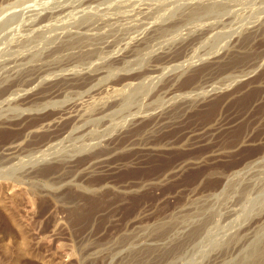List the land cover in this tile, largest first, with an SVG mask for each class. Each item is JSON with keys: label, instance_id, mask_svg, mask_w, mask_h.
Listing matches in <instances>:
<instances>
[{"label": "rangeland", "instance_id": "1", "mask_svg": "<svg viewBox=\"0 0 264 264\" xmlns=\"http://www.w3.org/2000/svg\"><path fill=\"white\" fill-rule=\"evenodd\" d=\"M141 1L0 0L7 7L1 21L17 22L9 32L20 41L33 30L36 11L54 12L30 41L43 34L55 38L61 27L73 35L78 30L97 35L100 57L70 60L68 67L107 69L112 62L107 46L127 44L143 36L151 20L196 3ZM232 9L191 28L197 33L210 28L212 37L192 46L183 59H156L180 45L179 37L157 42L156 49L127 60L130 66H120L134 73L157 70L119 92L118 99H130L126 107L93 116L87 110L98 102H89L85 90L68 88L72 92L67 89L62 98L66 108L83 115L49 146L48 129L38 132L36 126L47 123L54 107H25L20 100L17 106L0 104V264H264V222H256L264 214V27L256 45L245 44L247 56L233 58L229 69L205 72L210 62L231 57L238 33L264 24V0H242ZM96 16L115 27L87 19ZM21 17L25 22L19 24ZM231 32L234 37L228 38ZM10 141L19 148L7 150ZM21 240L26 241L22 254L15 245Z\"/></svg>", "mask_w": 264, "mask_h": 264}, {"label": "bare ground", "instance_id": "2", "mask_svg": "<svg viewBox=\"0 0 264 264\" xmlns=\"http://www.w3.org/2000/svg\"><path fill=\"white\" fill-rule=\"evenodd\" d=\"M101 1H106V0H93V2H99V3H101ZM195 1H196V3L191 2V3H188L186 5L184 4L183 11L181 10L178 12L177 8H172L170 11L168 10L169 12H166L167 14H165V15L163 14L164 16H161L162 15L161 13H164L165 11L161 12V10L158 9L159 10V12H158L156 10V12L158 14L161 12L160 13L161 15H159L161 17L155 18L153 21L151 20V22L149 21L150 22L149 24H148V22L146 23V25L148 24V26H147L146 32L143 31V33L145 32L144 35L142 34L143 36L139 37L135 34L136 37H139V38H135L133 36L135 39H131V37H132L131 35H130L131 37L127 36L131 39V41L130 42L128 41L127 44H125L123 42L124 45L122 48H119V47H121L123 43L119 44V45H121L119 47H117V45H115V47L107 46L109 49V52L111 53V57H112V62L110 63V65L108 66L107 69L106 68L99 69L98 67H95V69H93L91 71L85 70V72H83V71L77 72L78 70H75V69H77L78 66L77 67L75 66V69L72 71L69 67H72L71 65H73V64L71 63V65H69V67H68V63H69L68 61L73 60V63H74V60L80 61V60L88 59V58H90V56L91 57L92 56L100 57L98 54H100L99 52H101L102 49L100 50V48H99L97 35L96 36L93 35V37H91V36H88V35H90V34H88V32H87L88 35L82 34L80 32V30H78L79 33L77 31V33H78L77 35H76V33L73 35V34H70V32H67L64 29V27H61L59 29L60 33H56L57 36L55 35V38L51 35H50L51 37L50 36L45 37L43 34L41 36V40L38 37V41H36V39H35V41L34 40L30 41L33 38V37L29 36L31 33L36 34V32H41L39 30L42 28V24H44L46 22H51L54 19V17L56 16V15L54 16V12L53 13L49 12V13L42 15L41 14L42 11L40 10L38 12L36 11V13L31 17V20H33L35 25H33V30L27 29L30 32V34L27 36V35H24L21 33L22 35H24L22 40L20 39V41L19 40L15 41V39H17V38H15L13 36V34H12V36L15 39L13 37H11V33L9 32V30L12 28V26L14 24L17 23V22H15L17 20H14L15 23H13V24H9V22L8 23H2L1 18H2V15L5 13L4 9L7 8L2 4V6H0V104L4 105V103H7L9 105L17 106V101L20 100L21 104L23 103L26 105L25 107H27V105H30V104L31 105L36 104L37 106H41L42 108H44V110L46 108H50L51 106L54 107L55 109L53 108L54 111H53V109L51 110V113L48 115L49 117L48 118L45 117L47 119L46 120L47 123H43V124L41 123V125H39L38 128L36 126V129L37 130L39 129L38 132H40V130L43 128L48 129L47 130L48 132H46V133H48L47 139H45L47 145L52 143L53 141H55L57 138L63 136L65 133L67 134L69 129L72 127L74 128V126L79 122V120H78V119H80L79 117L83 115L79 111L80 109L78 111L72 110L73 108L68 110L67 109L68 107L66 108V106H65L68 104H65L64 100H62V98L64 97L63 92L67 91V89L70 87H71V89H72V87H74L76 89L79 88L81 90L80 92H82V90L84 92V90H85V92H86L85 94H87V95L89 94L88 95L89 97L87 98L89 100V102H92L93 104H95V102H98L99 105L96 103V107H95V105L92 104L93 106L92 107L89 106L90 109L87 110L88 112H91L92 115H93V112H95V111L99 114H104L108 111L110 113V111L116 107H124V106L126 107V106L130 105V99L129 98L128 99H126V98L125 99L124 98L118 99L119 98V92H121L122 89L134 87V85L139 80H141L144 76H146V75L149 76V74H152L155 71H157L156 66H150L146 70L145 73L144 72L140 73L138 71H137V73H134L131 68L125 69L124 67H120V66H123V65L127 66L128 63L131 62V61H129V59L133 58L135 55H141V56L143 55L144 56L145 55L144 53H147V51L150 52L149 50L152 49V47L154 48L155 45L157 44V42H160L159 44H161L163 42H168V41L177 39L179 37H182V41H180V45L173 47L174 49H170L169 51H166L165 53H163L160 56L157 55L156 59L158 61L159 60L164 61V63L176 62L179 59H183L186 56V54H188V52L190 51V48L192 46L196 45V43H201V42L209 39L210 37H212V32H211L210 28L203 29L202 31H200L198 33L196 30H194V29L192 30L191 28L196 27L198 25L199 26H201V25L205 26V24L207 22L204 23V20L214 22V21H212V19H215L216 15H224L227 13H231L232 7H234V5L240 3V1H242V0H199V2H198V0H195ZM93 2H91V4H93ZM113 3H114V1H113ZM91 4H89V5H91ZM137 5H139V4L137 3ZM155 5H156V3H155ZM253 6H254V4H253ZM180 7H182V6L180 5L179 8ZM180 9H182V8H180ZM48 10H50V9H48ZM232 10L234 11V8ZM109 12H112V10ZM42 13H44V11ZM59 13H60V15L64 16L63 15L64 10L60 11ZM114 13L112 12V14H114ZM124 13H126V12H123V14ZM147 13H148V10H147ZM55 14H57V17L60 16L58 13H55ZM118 14H120V13H117V14L115 13V15H117L119 17ZM144 14L148 16V14H146L145 12H144ZM144 14L142 15V17L144 16ZM109 15H111V14H109ZM153 15L155 17V14H153ZM157 15H156V17H157ZM104 16H106V15L103 14V17ZM103 17L102 16L101 17L96 16V17H92V18L89 17L87 19H92L91 21H94V19H96L95 21L98 23H95V24L97 25V24H99V22L105 21V19ZM124 17L127 18V16H125V15H124ZM149 17H151V16L149 15ZM114 18H115V16H114ZM258 18L259 17L257 16V14H254L253 19H258ZM117 19H120V18H117ZM117 19H114V20H117ZM129 19L130 18H128L129 23L126 21V23H128V24H130V22H131ZM23 21L25 22L24 17H21V19L18 20V23L20 24ZM139 21H137V22L139 23ZM145 21L146 20H144V22ZM67 22L68 21H66V23ZM105 22H107V21H105ZM111 22L109 21V23H111ZM133 22H135L134 19H133ZM63 23H64V20H63ZM84 23H86V21ZM87 23L91 24L89 21ZM109 23L107 22L106 24H109ZM112 23H111V26L113 25ZM219 23H217V24H219ZM82 24H83V22H82ZM141 24H142V22H141ZM141 24L138 26H141ZM143 24H145V23H143ZM99 25L102 26L103 24H99ZM117 25H119V24H116V26ZM135 25H136V22H135ZM34 26L38 27V28L41 26V28H39V29L36 28V30H35ZM60 26H61V24H60ZM104 26H105V23H104ZM109 26H110V24H109ZM113 26L115 27V23ZM138 26H136V27H138ZM242 26L244 27V24ZM242 26H240V27H242ZM90 27H92V29H93V26H90ZM119 27H121V26H119ZM125 27H126L125 28L126 31H129V30H127V29H129V28H127V25ZM129 27H131V24ZM136 27H135V30H136ZM251 27H249L247 29H251ZM253 27H254V25H253ZM263 27H264V24L262 23V25L257 27V29L253 28L249 31L247 30L243 34L238 33L237 34L238 37H236L234 40L235 46L233 45L234 47H232V49L234 50V48H235V50L231 51L232 53L230 52L231 57H229L228 60L225 59L226 61H222V58H220L221 60L218 59V60H214V61L210 62L205 67L206 68L205 72L210 73V72H215V71H217V72L222 71V70H225L227 68L229 69L230 67H232L231 66V60L233 58H236V57L239 58V57L247 56L248 52H246L247 50L245 49V44L250 43L252 47L254 45H256V43L260 40L258 38L260 37L259 35L261 34ZM105 28H108V27H105ZM144 28H146V27L144 26ZM187 28H190L191 30H187ZM202 28H204V27H202ZM212 28H214V27H212ZM122 29H124V28H122ZM130 29H132V28H130ZM27 30H25V31H27ZM93 30H95V28ZM135 30H132V31H135ZM142 30H143V28H142ZM185 30H187V33L185 32V34H184ZM87 31H89V30L87 29ZM92 31L90 29V33H92ZM132 31H131V33H132ZM236 31H240V29L238 28ZM7 32H9V33L6 34ZM85 32H86V30H85ZM233 32H231L229 34L228 38L234 37ZM241 32H243V31L241 30L240 33ZM12 33H14V32H12ZM93 33L97 34V32H95V31ZM124 33H126L125 30H124L123 34ZM140 33L141 32H139V34ZM27 34H28V32H27ZM118 34H120L119 31H118ZM22 35L20 37H22ZM38 35H41V34H38ZM15 36H16V34H15ZM122 36L123 35H121L120 37H122ZM17 37H18V34H17ZM263 37H264V31H263L262 38ZM107 39L105 38L104 40L107 41ZM115 39L116 38L114 37V40ZM226 39H227V37H226ZM104 40L102 42H104ZM111 43H112V41H111ZM102 44H104V43H102ZM238 45H241V46L237 49ZM154 49H156V47ZM160 50H161V48H160ZM191 51H193V50H191ZM103 53H105V52H103ZM151 54H153V53H151ZM146 56H147V54H146ZM226 57H227V55H226ZM152 58H153V56H152ZM89 60H91V58ZM99 61H100V59H99ZM158 61H157V63H158ZM93 62L90 65L96 64L95 59ZM107 62H109V61H107ZM153 62L156 63V61H153ZM102 64H103V62H102ZM186 64L188 66H191L193 63L187 62ZM189 64H191V65H189ZM128 66H130V65H128ZM182 66H183V64H182ZM72 68H74V67H72ZM136 70H138V69H136ZM175 70H177V69H175ZM180 70H181V68H180ZM179 78L181 79V76H179ZM178 80H176L175 82L177 83ZM71 89H68V90H71ZM71 92H72V90H71ZM117 93H118V95H117ZM145 100H146V98H145ZM172 101H173V99H172ZM70 102H72V101H70ZM67 103H69V102H67ZM83 103H85V102H83ZM81 110H82V108H81ZM114 110H112V111H114ZM74 112H76V113H74ZM137 113H138V111H137ZM95 114L96 113H94V115ZM102 116H104V115H102ZM110 116H111V114H110ZM133 116H134V118H137L139 115L138 114L135 115V113H134ZM126 117L129 118L128 116H126ZM45 118H42L44 120V122H45ZM42 119H41V122H42ZM63 121H65V124L63 126H61L60 124H62ZM143 121H144V119L142 121H140L139 123H142ZM127 122L128 121L126 120V124H128ZM39 123H40V121H39ZM139 123H136V125H138ZM129 124H131L130 120H129ZM125 125L123 126L124 129L126 126H128V125H126V126ZM129 126H128V129H131V127L129 128ZM78 131H79V129H78ZM41 132H43V131H41ZM111 134L113 135L112 132H111ZM69 135H70V133H69ZM44 143H45V141H44ZM20 145H21V143H20ZM17 148H19V143L17 141H13L8 145L7 150L13 151V150H17ZM107 148H109V147H107ZM256 163L257 162H253V163H251V165H253V167H254L256 165ZM248 166H250V164H248ZM173 169H175V168H173ZM256 222H258L257 224L264 222V214L259 216V218L257 219ZM23 240H21V243L19 242V243L15 244L18 247V250L20 251L19 253H21V251L22 252L26 251L25 250L26 244H24V242L26 243V241L23 242ZM14 243H16V242H14ZM23 253H25V252H23Z\"/></svg>", "mask_w": 264, "mask_h": 264}]
</instances>
